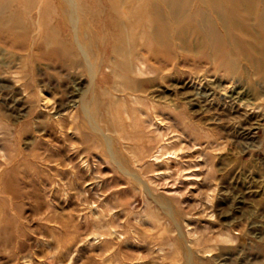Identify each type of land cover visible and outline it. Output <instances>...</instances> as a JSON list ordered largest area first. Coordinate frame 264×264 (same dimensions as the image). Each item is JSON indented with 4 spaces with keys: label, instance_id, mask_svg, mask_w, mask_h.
I'll return each mask as SVG.
<instances>
[{
    "label": "rangeland",
    "instance_id": "1",
    "mask_svg": "<svg viewBox=\"0 0 264 264\" xmlns=\"http://www.w3.org/2000/svg\"><path fill=\"white\" fill-rule=\"evenodd\" d=\"M162 8L0 0V264H264V29L194 56Z\"/></svg>",
    "mask_w": 264,
    "mask_h": 264
},
{
    "label": "bare ground",
    "instance_id": "2",
    "mask_svg": "<svg viewBox=\"0 0 264 264\" xmlns=\"http://www.w3.org/2000/svg\"><path fill=\"white\" fill-rule=\"evenodd\" d=\"M140 1H145V0H140ZM185 1L159 0V3L163 5L162 10H156V9L152 10V15L155 18L154 21L157 22V24H159L161 29V32H157L159 29L158 30L154 29L153 25H150L149 28V30L152 32L153 39L157 48L163 47L165 45L163 44L162 36L164 34L168 35L167 34L168 28L172 29V34L170 36L174 40L180 43L179 47L181 49H185L188 54L191 55L193 54L194 56L196 54V49H191L193 44H197L199 48L202 49H212V47L216 49L218 45L220 46L223 45L227 39L223 35L222 37H217V34L219 32L221 33L223 32V34L226 33L237 34L242 37L252 36L254 38L253 35H249L250 33H247V31H245L246 28L243 27V25L244 26L248 25L250 22L255 23L256 21H258L257 26H260L264 29V15H259L258 17L256 12L253 13L252 9L249 8L247 4L248 3L247 0H245L246 2L237 1V0H198V3H196V5L193 7L190 6L193 5L192 3L188 5L187 0ZM72 7L73 5L71 3V12L73 14L74 11H72ZM191 9H193L194 12H192ZM146 14H147V9L143 11L142 15L146 16ZM191 15H195L193 17V19H195L197 22L195 23V25H189V23L187 22L185 23L182 22L185 19L188 22L192 21ZM191 31H193L192 33L195 32L197 33V36H199V40L196 39L193 40V38L189 37ZM218 39H223V40L217 41ZM253 40L258 41V38H256L255 36ZM78 46L79 48L77 51L80 53V56H82V60L81 62L79 61V63H75V64H79V65L83 64V66L86 67L90 75V80H91L90 82L92 84L97 74L96 65L93 63V59L91 58L89 51H87V49H85L80 44H78ZM234 46L235 45L231 44V48H233ZM72 50L75 51V49ZM52 53L48 54V57L50 59L53 57ZM41 55L47 57V55L45 54H39L38 59H41L43 57ZM147 56L145 55L142 58L145 59V57L147 58ZM201 59L203 60V58ZM84 97L82 99V108L84 110L86 117L89 118L88 114L90 112V109L86 108V106L83 105L84 104L83 101L85 99Z\"/></svg>",
    "mask_w": 264,
    "mask_h": 264
}]
</instances>
